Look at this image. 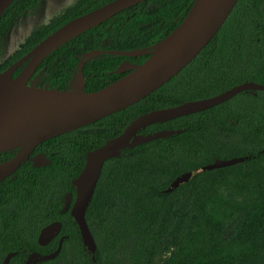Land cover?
Masks as SVG:
<instances>
[{
    "label": "trees",
    "instance_id": "obj_1",
    "mask_svg": "<svg viewBox=\"0 0 264 264\" xmlns=\"http://www.w3.org/2000/svg\"><path fill=\"white\" fill-rule=\"evenodd\" d=\"M42 1L13 2L0 18V43L17 20ZM111 1L78 0L36 29L0 73L70 20ZM194 2L146 0L132 6L50 54L31 83L45 72L41 87L69 90L80 72V60L91 51L146 52L100 54L86 61L84 91H98L125 75L114 73L123 62L144 63L184 20ZM245 82L264 85V0H239L201 53L149 96L42 143L37 150L51 163L28 169L27 162L3 181L0 210L39 214L36 233L53 222L62 224L61 235L67 237L61 252L41 264H264V91H243L205 111L152 124L140 134L176 133L108 160L86 213L95 253L84 245L71 214L74 181L85 167L88 152L121 134L145 113L211 98ZM237 158L245 161L202 172L167 191L184 174L218 160ZM41 171L43 181L39 182ZM19 221L23 219L12 217L7 221L12 223L5 226V253L18 252L10 264H18L29 252L23 248ZM28 230L32 232L31 227ZM36 245L39 252H47ZM53 245L54 251L56 242Z\"/></svg>",
    "mask_w": 264,
    "mask_h": 264
},
{
    "label": "water",
    "instance_id": "obj_2",
    "mask_svg": "<svg viewBox=\"0 0 264 264\" xmlns=\"http://www.w3.org/2000/svg\"><path fill=\"white\" fill-rule=\"evenodd\" d=\"M15 1L0 0V18ZM143 1L146 0H113L70 20L0 73V154L17 147L18 140L27 136L33 125L36 126L35 131L20 146L18 154L0 164V181L26 162L39 144L124 110L166 84L210 43L239 0H195L184 20L155 46L144 63L138 65L123 62L114 73L127 74L98 91L91 93L84 91L83 64L91 59V56L141 55L146 52L91 51L85 54L79 63L82 82L81 87L77 89L60 90L29 85L39 65L58 48ZM23 65H25L23 69L14 77ZM16 90L27 93L25 100L19 104H16L14 99ZM243 91H264V85L245 82L211 98L145 113L132 121L121 134L88 152L85 167L74 181L76 199L71 208V214L80 227L84 245L91 253H95L96 243L88 225L86 213L105 163L110 159L118 158L129 148L176 133L173 130H163L144 136L140 134V131L146 127L205 111L232 99ZM62 106L66 107V110L59 112L58 109ZM50 108H53L56 113L52 114L48 121L41 123V113ZM242 161H245V158L230 161L218 160L214 164L180 176L167 191H174L202 172L232 166ZM35 163L41 166L50 162L44 158H38ZM61 230L62 224L58 221L47 225L40 232L39 244H47L58 236ZM65 238L66 236H63L60 239L59 246L54 252L44 256L45 260L54 259L59 255ZM14 255L15 253H10L3 264H9Z\"/></svg>",
    "mask_w": 264,
    "mask_h": 264
},
{
    "label": "flooded vegetation",
    "instance_id": "obj_3",
    "mask_svg": "<svg viewBox=\"0 0 264 264\" xmlns=\"http://www.w3.org/2000/svg\"><path fill=\"white\" fill-rule=\"evenodd\" d=\"M80 63V62H79ZM76 74H79L80 75V72L79 73H76ZM123 74V73H122ZM127 73H125L126 75ZM73 82V81H72ZM72 84V83H71ZM29 85H32L31 84V81L29 82ZM81 87V86H80ZM78 87V88H80ZM71 89H73L71 87ZM77 89V88H76ZM46 142V141H45ZM44 143V142H43ZM42 144V143H41ZM39 144L34 150L33 152L30 154V157L28 158V160L26 162H24L16 171H14L11 175L7 176L4 180L0 181V184L5 181L6 179H8L9 177H11L12 175H14L25 163L29 162L30 163V166L28 169H33L32 167H35V168H38V169H42L44 168L45 166H48L51 161L48 160L42 152L38 151L37 148L41 145ZM20 150V146L19 147H16V149H10L8 151H5L3 153L0 154V164L2 163H5L9 160H11L12 158H14L18 152ZM38 158H44L46 159L47 161H49L50 163L49 164H44V165H41V166H38L36 165V160ZM42 173L43 171L39 172L38 173V177H39V182H42L43 181V176H42ZM42 184V183H41ZM70 197L67 198V202L70 201ZM76 199V198H75ZM75 202V201H74ZM38 215L39 214H26V213H21L19 215H15L13 213H5L4 211L0 210V264H3L6 257L10 254V253H15V255L11 258L9 264L11 263L12 259L18 254L17 251H8L7 253H5V248H8L6 245H4V243L6 242V236H5V226L8 224V223H12V222H7L9 219H11L12 217H20L21 219H23V221H19L18 222V225L22 228V231H23V242H24V247L23 248H26L27 252L24 257H23V260H21L18 264H41L45 259H44V256L54 252L52 250L53 248V244L54 242H56V245H57V248L59 246V243H60V239L63 237V236H66V235H61V232L58 236H56L55 238H53L51 241H49L47 244L45 245H41L39 244V235H40V232L41 230L46 227L47 225L43 226L39 233H36V227H37V223H36V220L38 219ZM49 216V215H48ZM41 218L45 217V215L41 214L40 215ZM31 218V219H30ZM32 220V221H28V220ZM49 225V224H48ZM28 227H31L32 229V232L31 230H28ZM67 237V236H66ZM66 239V238H65ZM64 239V240H65ZM9 241V240H8ZM30 243V244H29ZM64 243V241H63ZM38 244L40 247L42 248H46L47 252L46 253H42V252H39L36 248H37V245ZM63 246V245H62ZM22 248V247H21ZM56 248V249H57Z\"/></svg>",
    "mask_w": 264,
    "mask_h": 264
},
{
    "label": "rangeland",
    "instance_id": "obj_4",
    "mask_svg": "<svg viewBox=\"0 0 264 264\" xmlns=\"http://www.w3.org/2000/svg\"><path fill=\"white\" fill-rule=\"evenodd\" d=\"M78 0H43L34 9L21 16L0 43V68L18 54L31 38L33 32L69 10ZM140 54V53H138ZM94 56H91V58ZM45 72H41L32 85L41 87ZM80 75L75 74L71 84L73 89L80 87ZM16 149V147H13Z\"/></svg>",
    "mask_w": 264,
    "mask_h": 264
},
{
    "label": "bare ground",
    "instance_id": "obj_5",
    "mask_svg": "<svg viewBox=\"0 0 264 264\" xmlns=\"http://www.w3.org/2000/svg\"><path fill=\"white\" fill-rule=\"evenodd\" d=\"M27 96V93L22 91V90H16L15 91V94H14V99H15V103L16 104H19L21 102H23L25 100ZM66 110V107L62 106L58 109L59 112H62ZM56 111L53 109V108H50L49 110L47 111H43L41 113V123H44L46 121L49 120V118L51 117L52 114H55ZM36 129V126L33 125V127L31 128V130L29 131V133L27 134V136L23 137V138H20L16 144L17 147L21 146L22 144H24L27 140V138L35 131Z\"/></svg>",
    "mask_w": 264,
    "mask_h": 264
}]
</instances>
